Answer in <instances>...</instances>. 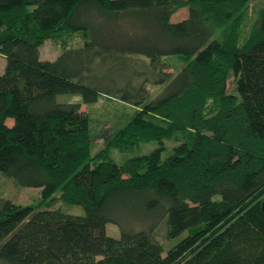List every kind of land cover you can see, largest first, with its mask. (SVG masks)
Instances as JSON below:
<instances>
[{
  "label": "trees",
  "instance_id": "16d2710c",
  "mask_svg": "<svg viewBox=\"0 0 264 264\" xmlns=\"http://www.w3.org/2000/svg\"><path fill=\"white\" fill-rule=\"evenodd\" d=\"M249 1L0 0V172L84 210L0 197V264H264V8L240 41ZM64 29L82 44L41 59ZM171 55L186 61L174 73ZM100 93L135 110L92 154L80 104ZM149 140L148 153L110 157ZM162 221L183 234L167 249Z\"/></svg>",
  "mask_w": 264,
  "mask_h": 264
},
{
  "label": "rangeland",
  "instance_id": "374dc122",
  "mask_svg": "<svg viewBox=\"0 0 264 264\" xmlns=\"http://www.w3.org/2000/svg\"><path fill=\"white\" fill-rule=\"evenodd\" d=\"M264 8V0H250L244 10L242 18V27L240 30L239 40L242 41L249 33L251 26ZM186 16V8L179 7L171 14V20H179ZM82 38L79 32L69 30H58L47 37L39 48V55L41 59H54L61 50L65 48L76 47L82 44ZM168 66V70L174 73L185 64V60L180 56L163 57ZM5 59L0 55V73L3 70ZM109 81H103L102 84L109 85ZM149 89L154 91L157 86L148 85ZM228 91L233 90V81L230 76L227 81ZM80 94H58L56 100L58 101H79ZM211 102V101H210ZM208 101V103L210 104ZM80 110L87 112L91 118V153L95 154L101 150L107 142L112 141L114 132L123 124L124 119L122 114L126 112L132 113L135 107L120 101L116 97L100 93L96 102L91 104H80ZM11 118H7V122H11ZM181 141V138H168L163 140L164 150L160 156L164 157L170 153L173 145ZM157 146L156 140L142 141L136 145L128 148L109 149V154L112 160L121 163L124 159L133 155H139L150 152ZM57 196V193L54 194ZM0 197L9 199L19 205H31L34 208H59L68 214H83L84 210L81 205L70 204L59 200L57 197L50 200H41L38 187H24L16 183V181L0 172ZM108 235L118 237L119 230L113 223H107L105 226ZM183 234L176 237L168 238L165 232V223L162 221L154 231V236L158 239L164 249L173 245Z\"/></svg>",
  "mask_w": 264,
  "mask_h": 264
},
{
  "label": "water",
  "instance_id": "95a60500",
  "mask_svg": "<svg viewBox=\"0 0 264 264\" xmlns=\"http://www.w3.org/2000/svg\"><path fill=\"white\" fill-rule=\"evenodd\" d=\"M260 205H261V210L264 213V197L262 198Z\"/></svg>",
  "mask_w": 264,
  "mask_h": 264
}]
</instances>
